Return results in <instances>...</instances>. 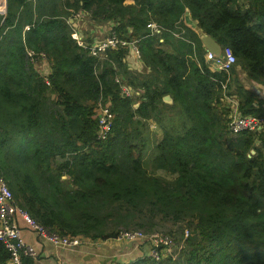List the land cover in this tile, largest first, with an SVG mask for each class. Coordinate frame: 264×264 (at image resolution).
Instances as JSON below:
<instances>
[{
    "label": "trees",
    "instance_id": "obj_1",
    "mask_svg": "<svg viewBox=\"0 0 264 264\" xmlns=\"http://www.w3.org/2000/svg\"><path fill=\"white\" fill-rule=\"evenodd\" d=\"M6 5L0 177L16 204L60 236L104 241L168 224L181 239L175 258L142 255L127 264H264V131L230 134L222 104L234 97L240 115L264 117V100L245 84L264 87V0ZM80 12L112 23L120 39L138 40L143 69L128 70L126 48L94 57L77 45L70 20ZM186 12L203 35L231 48L236 64L229 72L210 68L200 36L183 21ZM26 50L45 55L47 76ZM116 78L133 97L120 96ZM99 97L114 116L106 141L96 140ZM151 121L162 133L158 142L147 134ZM8 261L0 243V264Z\"/></svg>",
    "mask_w": 264,
    "mask_h": 264
},
{
    "label": "built area",
    "instance_id": "obj_2",
    "mask_svg": "<svg viewBox=\"0 0 264 264\" xmlns=\"http://www.w3.org/2000/svg\"><path fill=\"white\" fill-rule=\"evenodd\" d=\"M6 8V0H0V16L3 18L6 15ZM78 17L79 13L74 15V19H78ZM147 28L152 32H160L154 23H148ZM25 29L28 28L26 27ZM70 37L77 45L88 50L94 57H101L108 50L126 48L128 52L131 53L134 60H141L137 46L138 40L127 41L120 39L111 29L105 38L100 41H92L91 43H86L80 31L77 30H72ZM161 41L162 40H160V42ZM26 57L34 66L38 61H46V57L43 53L35 54L31 50H26ZM205 59L210 64V68L213 71L229 72L236 64V58L231 48L227 46L220 47L218 55L206 51ZM115 83L119 86L121 97L131 98L134 96L135 91L130 86L124 84L121 79L116 78ZM225 88L226 86L223 85V93ZM222 104L226 105V108L229 110L227 129L230 134L236 135L244 131L252 133L264 131V117L240 115L238 104L234 97L224 96ZM95 106L97 118L96 140L106 141L110 135L114 118L110 110V102L109 100L104 101L102 97H99ZM18 220H21L27 229L55 248L72 250L79 247L83 240H86V238L79 236H60L36 223L29 217L27 212L16 204L7 184L0 177V243L3 244L9 253L8 264H22V258L35 259L37 257L35 249L26 243L22 237L21 229L17 223ZM187 236L188 231L185 230L183 237L186 238ZM116 239L129 243L136 242L141 243V245H149V257L156 262L167 256L175 258L177 251L181 248H176L172 234L158 231L144 233L143 231L122 230L119 232Z\"/></svg>",
    "mask_w": 264,
    "mask_h": 264
},
{
    "label": "crops",
    "instance_id": "obj_3",
    "mask_svg": "<svg viewBox=\"0 0 264 264\" xmlns=\"http://www.w3.org/2000/svg\"><path fill=\"white\" fill-rule=\"evenodd\" d=\"M242 4H245V2L242 1ZM75 20L78 21L74 19V21L72 20L71 22V24L74 22L72 30L80 31L76 27ZM183 21L189 28L198 33L199 36L202 34L201 31L197 29L196 22L190 18L187 12L183 16ZM112 25V23L92 24L90 31L97 34L92 41L102 40L103 38L101 35L104 33V29L108 27L110 30ZM126 64L128 70L132 72H140L143 69L142 61L134 60L130 52H128L126 56ZM34 68L43 76H47L51 72V67L47 61H38ZM255 86H258V84H255ZM261 88L262 95L258 98L264 100V90L263 87ZM256 91L257 90H255V93L257 94L258 91ZM64 179H66V177H64ZM19 221L21 222L20 229L22 237L37 253V257L28 261V264H127L132 260L134 261L142 257V255L145 256V254L149 252L147 244L141 245V243H129L117 239H108L104 241L86 239L82 241L79 247L72 250L55 248L27 229L21 220Z\"/></svg>",
    "mask_w": 264,
    "mask_h": 264
},
{
    "label": "rangeland",
    "instance_id": "obj_4",
    "mask_svg": "<svg viewBox=\"0 0 264 264\" xmlns=\"http://www.w3.org/2000/svg\"><path fill=\"white\" fill-rule=\"evenodd\" d=\"M127 4H129V3H131V2H126ZM125 3V4H126ZM78 21H76L75 20V24H76V27L81 31L80 33H81V35H82V37H83V39H84V41L86 42V43H91L92 42V40L93 39H95V37L94 36H97V34L96 33H93V32H91L90 30H91V28H92V24H106V23H100V22H95V21H93V20H91V18L89 17V15L88 14H86L85 12H80L79 13V17H78V19H77ZM110 23V22H109ZM108 30V31H107ZM109 33V28L108 27H106V29H104V33L101 35L102 36V38H105L106 36H107V34ZM101 38V37H100ZM99 38V39H100ZM101 38V39H102ZM236 70L237 71H240V69H239V67H236ZM241 75V74H240ZM242 76H244L243 74H242ZM246 84V86L247 87H249L251 90H253V91H255V90H257L256 92H257V96L258 97H260V95H262V88L261 87H263V86H261V85H259L258 84V86H255V84H251V83H248V82H246L245 83ZM263 90H264V87H263ZM148 132H147V134L149 135V137H150V140H151V142H158L159 140H160V138H161V135H162V133H161V131L159 130V128L155 125V123H153L152 121L151 122H149V125H148ZM251 154H253L252 153V151H251ZM148 168V167H147ZM161 175H163V173H160ZM169 178V177H168ZM170 228H172V227H170V225H168V224H166V225H164V226H162V227H160V228H158V229H156V230H158V232H165V233H168V234H171V233H173L172 235H173V238H174V241H175V244H176V248H178V247H183L182 246V242H181V239L179 240V238H178V235L174 232V231H170ZM161 229V230H160ZM187 231V230H186ZM170 232V233H169ZM184 233V232H183ZM181 250V249H180ZM179 250V251H180ZM178 251V252H179ZM178 254V253H177Z\"/></svg>",
    "mask_w": 264,
    "mask_h": 264
},
{
    "label": "water",
    "instance_id": "obj_5",
    "mask_svg": "<svg viewBox=\"0 0 264 264\" xmlns=\"http://www.w3.org/2000/svg\"><path fill=\"white\" fill-rule=\"evenodd\" d=\"M71 21L72 20H70V23H71ZM200 41L202 43L203 48L207 52L214 53L215 55L219 54L220 46L211 37L202 34V35H200ZM163 102H165L167 104H171V98L169 96H165V97H163ZM137 106L138 105H135V108H137ZM147 249L149 251V245H148ZM145 256L149 257V252L146 253Z\"/></svg>",
    "mask_w": 264,
    "mask_h": 264
}]
</instances>
